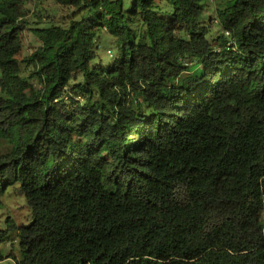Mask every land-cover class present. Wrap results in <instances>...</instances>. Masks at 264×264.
Returning <instances> with one entry per match:
<instances>
[{"label": "trees", "instance_id": "16d2710c", "mask_svg": "<svg viewBox=\"0 0 264 264\" xmlns=\"http://www.w3.org/2000/svg\"><path fill=\"white\" fill-rule=\"evenodd\" d=\"M55 1L23 57L0 0V261L264 264V0Z\"/></svg>", "mask_w": 264, "mask_h": 264}, {"label": "rangeland", "instance_id": "374dc122", "mask_svg": "<svg viewBox=\"0 0 264 264\" xmlns=\"http://www.w3.org/2000/svg\"><path fill=\"white\" fill-rule=\"evenodd\" d=\"M221 0H211L209 5V14L211 18L216 22V11L218 2ZM26 15L23 19L24 30H23V50L22 56L25 57L34 51L40 44V39L36 35L35 29L52 26L60 23L61 16L71 10L70 6L62 5L55 0H27L25 5ZM215 32H220L218 27L214 26ZM108 37V38H107ZM106 37L107 41L100 43L98 49V56L101 59L100 63H107L111 56L114 54V43L111 35ZM96 58V59H97ZM95 59V60H96ZM94 60V61H95ZM199 68L197 69V71ZM77 80L72 81L71 85H74ZM9 148L8 144H4L2 147L3 151H7ZM12 189V188H10ZM4 206L0 208V223L8 216H12L17 224L29 223L30 210L27 205L26 199L23 194H18L17 191L13 193H7L4 196ZM10 239L6 242L5 248L7 250H13L19 255L17 248V241ZM0 264H14L13 258H8L0 261Z\"/></svg>", "mask_w": 264, "mask_h": 264}]
</instances>
